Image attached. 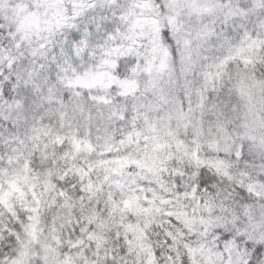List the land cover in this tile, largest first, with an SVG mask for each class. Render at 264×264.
I'll list each match as a JSON object with an SVG mask.
<instances>
[{
    "label": "clouds",
    "instance_id": "9594fccd",
    "mask_svg": "<svg viewBox=\"0 0 264 264\" xmlns=\"http://www.w3.org/2000/svg\"><path fill=\"white\" fill-rule=\"evenodd\" d=\"M101 2L119 4L121 0H0V74L10 69L11 63H16L19 67V61L26 59L28 64L22 72L25 74L26 85L33 88L34 95L27 107L20 102L0 99V169H7L8 173L4 176L0 171V185L6 186L7 180L18 179L26 193L28 206L39 209L37 213L25 212L21 199L17 198L18 194H13L8 203L17 216L23 214L25 218L29 215L33 217L32 220L25 219L17 231L15 225L19 223L18 219L0 205V252H4L6 248L11 250L5 252V258H0V264H12V259L19 261V264H35L43 251L37 248L28 235L32 227L35 226L41 245H49L58 250L59 245L52 237L60 236L66 241L69 229L77 218L89 227H94L103 249L113 250L121 246L116 235H125L123 224L129 222L126 213L116 209L102 222L94 221L89 224L88 213L81 212V207L89 204L94 207L95 201L89 198L88 193H85L82 205L79 196L72 192V206L67 207L53 190V184L66 169L69 178H73L74 167L88 162L92 163V179L97 183L101 181L106 175L105 169L95 163L101 152L127 154L132 159L139 158L146 165L144 168H134L131 173L127 169L123 170L125 177L135 181V187L144 186L141 198L147 193L155 201L151 213L131 217L133 224L139 223L143 227L147 222L149 225L146 236L140 232L129 234L134 244L142 241L153 249L166 248L164 242L171 232L176 236L171 248L178 257L187 255L184 248L187 243L195 250L192 258L196 264H228V260L217 249L218 228L235 230L237 235L246 234L248 239L256 243L264 242V179H261L264 177V124L257 120L249 129L234 126L223 131L216 124L217 114H205L201 117L199 109L195 112L185 109L188 119L180 121L178 126L176 122L172 124L179 137L184 140V146L179 150L173 145L171 149L164 147L152 151L149 145L147 152L134 144H120L112 134L105 137L102 132L93 131L86 118L91 102L84 93L107 95L108 89L103 86L107 83V77L100 74L111 71V66L104 64V60H115L119 53H109L101 44L85 46L76 41H71L72 51L69 53L66 45L71 33L82 24L83 30L88 32L84 16L91 4ZM211 2L217 7L215 15L206 20V23L215 22V28L219 30L224 23L223 17H227L228 26L235 24L242 27L243 32L250 37L245 39L242 32L241 40L236 44V47L242 49L239 55L251 56L256 60V53L264 54V43H261L264 42V0ZM241 2L247 7L240 9ZM121 28H126V25L121 24ZM253 33L256 34L254 37ZM252 40L257 43L252 44ZM17 45L21 47L18 48ZM77 49H80L79 54ZM140 52L142 57L152 58L153 53L147 43ZM85 53L89 58L87 62L81 59ZM74 57L80 62L74 63ZM167 62L169 69L164 75V81H171L170 100L176 108L180 107L187 81L194 85L189 89V94L195 106V90L202 86L198 77L203 70L200 66L203 61H196L193 71H187V52L181 44L174 55L169 53ZM256 62L259 67L247 66L245 69L239 64L235 66L240 70L241 79L249 83L252 79L264 80V72L260 71L264 68V60ZM126 78L132 86L138 85L142 90L147 79L143 65L135 72L130 71ZM3 83L4 81H0V90ZM235 83L234 74L224 88L230 92ZM251 91L258 102L264 103V87L256 85ZM65 92L69 93L70 106L84 108L85 119H76L71 124L66 122L61 127V106L56 101ZM38 110L41 111V116L34 119L33 113ZM9 122L14 124L15 132L6 136L4 130L8 129ZM166 132L165 127L160 134V143L168 142ZM56 134L90 141L93 151L89 152L82 143L81 150L77 152L68 143L65 146L68 155L65 157L63 153H58L55 163L49 164L42 157L47 151L51 159L54 148H59V145L52 143ZM37 145L39 149L35 150ZM13 148L15 151H12ZM33 155L39 161L38 165L25 170L24 160ZM9 156L12 158L11 164L8 163ZM201 174L207 181L203 186ZM177 177L180 179L179 185L175 183ZM96 186L94 185L93 191ZM178 188L182 190L178 192ZM32 191L39 197V205L33 201ZM100 198L103 199V196ZM116 198L121 199L120 196ZM169 212L172 213L171 218ZM174 219L176 223H173ZM17 234L19 240L14 245L9 237ZM135 237H140V240ZM13 251L17 253L15 258L11 257ZM22 252L28 255H20ZM243 252V247L240 248V253L233 250L231 264H241L242 259L247 264L246 258L240 255ZM164 255H167L166 251ZM56 259V253L51 252L48 264H56ZM129 264H133V261L130 260ZM165 264L170 262L165 261ZM175 264H182V260L177 259Z\"/></svg>",
    "mask_w": 264,
    "mask_h": 264
},
{
    "label": "snow or ice",
    "instance_id": "6c2138e0",
    "mask_svg": "<svg viewBox=\"0 0 264 264\" xmlns=\"http://www.w3.org/2000/svg\"><path fill=\"white\" fill-rule=\"evenodd\" d=\"M216 7L211 0H121L119 4L115 2L91 4L90 10L84 16L88 32L83 30L82 24L78 30L71 33L70 41L66 45L69 53L72 51L71 41L85 46L101 44L109 50V53L112 51L119 53L115 60H104V64L111 66V71L100 74L107 77V83L103 85L108 89L107 95L84 93L91 102L88 105L86 118L92 130L102 132L105 137L112 134L120 144H134L138 149L147 152L149 145L152 151L164 147L171 149L173 145L179 150L184 146V140L179 137L172 124L176 122L178 126L180 121L188 119L185 109L189 112L199 109L201 117L205 114H217L216 124L223 131H228L234 126L249 129L251 125L257 123V120L264 124V103L258 102L251 91L256 85L264 87V80L252 79L250 83L246 82L241 79L240 70L235 67L237 64L245 69L247 66L259 67L256 60H264V54L256 53V60L251 56H240L242 49L236 47V44L241 40L243 29L235 24L228 26L227 17H223L224 23L219 30L215 28V22L206 23V20L215 15ZM245 7L247 5L243 2L239 4L240 9ZM121 24L126 25V28L122 29ZM243 35L245 39H250L246 32H243ZM255 35L252 34L253 37ZM146 43L153 53L150 59L141 56L140 50ZM251 43L257 42L252 40ZM181 44L187 52V71H193L196 61H203L200 65L203 70L198 77L202 86L195 90L197 100L193 106L189 89L194 85L186 81L183 102L179 108H176L174 102L170 100L171 81L166 83L164 75L169 69L167 62L169 53L174 55ZM17 47L21 46L17 45ZM79 51L80 49H77L78 54ZM81 59L87 62L89 59L87 53ZM73 62L80 61L74 57ZM27 64L26 59H21L19 67L16 63H11L10 69L0 74V81H4L0 90V99L6 102H20L24 107L31 103L34 99L33 88L26 85L25 74L22 72ZM142 65L147 79L141 90L138 85L132 86L126 77L130 71L135 72ZM260 71L264 72V68ZM234 74L236 83L229 92L224 85L233 79ZM56 102L61 106L59 114L61 127L66 122L71 124L76 119H85L84 108L70 106L69 93L65 92ZM93 105L98 107L92 108ZM40 116V110L33 113L34 119ZM165 127L169 140L160 143V134ZM4 131L6 136L15 132L14 124L9 122L8 129ZM8 139H11L10 136ZM52 143L59 145L58 149L54 148L52 158L49 159L47 151L42 157L49 164L55 163L58 153H63L65 157L68 155L65 148L68 143H71L77 152L81 150L82 143L89 152L93 151L90 141H82L75 136L65 137L56 134ZM38 149L39 145L35 150ZM12 151H15V148ZM8 163H12L11 156L8 157ZM38 163L36 156L33 155L30 159L24 160L23 167L25 170L35 168ZM95 163L104 167L106 173L98 183L92 179V163L88 162L74 167L73 178H69L66 169L53 184V190L67 207L72 206V192L79 196L82 205L85 202V193H88L89 198L95 201L94 207L91 204L81 207V212L88 213L89 224L94 221L102 222L116 209L126 213L129 222L123 224L125 235L123 237L119 233L116 235L121 246L113 250L103 249L94 227H89L77 218L69 229L66 241L60 236L52 237V240L59 245L57 250L49 245H41L33 226L28 235L37 248L43 251L42 256L38 255L35 264H48L51 252L56 253V264H77V261L79 264H129L130 260L133 264H165V261L175 264L177 259L182 260V264H189L195 250L185 243L187 255L178 257L171 248L172 242L176 239L171 232L167 234L169 238L164 242L166 248L153 249L151 245H145L142 241L134 244L133 239L129 238V234L136 232L147 235L148 223L141 227L139 223L133 224L131 217L151 213L155 201L147 193L141 198L140 193L145 191L144 186L135 187V181L125 177L123 170L127 169L131 173L134 168H144L146 165L139 158L132 159L127 154L118 152H101ZM110 165L116 167H107ZM0 171L7 176V169ZM175 183L180 184L179 177ZM206 183L201 174V186ZM94 185H97L95 191H93ZM181 190L177 189L178 192ZM13 194H18L17 198L21 199L25 212L37 213L39 209L28 206L26 193L19 185L18 179H9L6 186L0 185V205L18 219L19 223L15 227L19 231L24 220H32L33 217L29 215L25 218L23 214L17 216L8 203ZM101 196L103 199L100 198ZM117 196L121 199L117 200ZM31 197L36 205L40 204L35 191L31 192ZM156 210L159 211L158 208ZM168 215L172 217V213L169 212ZM176 219L173 223H176ZM217 233V249L220 255L228 260V264H231L233 250L240 253L241 247L244 252L240 255L246 258L247 264H264V242L256 243L248 239L246 234L237 235L235 230L225 231L218 228ZM9 239L15 245L19 235L10 236ZM135 239L140 240V237ZM9 251L11 250L6 248L4 252H0V258H5V252ZM165 251L167 255H164ZM20 255L26 256L28 253L22 252ZM16 256V252H11L12 258ZM12 264H19V261L12 259ZM191 264H196L194 258ZM241 264H244L243 259Z\"/></svg>",
    "mask_w": 264,
    "mask_h": 264
}]
</instances>
